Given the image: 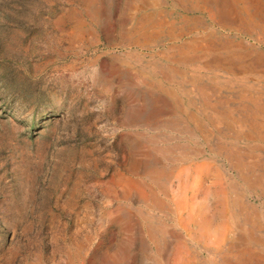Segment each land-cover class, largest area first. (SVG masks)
Returning <instances> with one entry per match:
<instances>
[{
  "label": "rangeland",
  "instance_id": "1",
  "mask_svg": "<svg viewBox=\"0 0 264 264\" xmlns=\"http://www.w3.org/2000/svg\"><path fill=\"white\" fill-rule=\"evenodd\" d=\"M149 1L184 35L140 0H0V264H264L238 259H264V74L197 72L191 28L264 38Z\"/></svg>",
  "mask_w": 264,
  "mask_h": 264
},
{
  "label": "bare ground",
  "instance_id": "2",
  "mask_svg": "<svg viewBox=\"0 0 264 264\" xmlns=\"http://www.w3.org/2000/svg\"><path fill=\"white\" fill-rule=\"evenodd\" d=\"M146 6H149L154 9V12L151 15L146 16V18L150 20H157L160 24V26H167V29H163L162 31H158L157 33L162 36H167L172 40H175L179 36H183L184 32L179 31L178 34L176 33L175 29L173 27L169 26V24L166 22L167 20L164 19L162 15V10L160 7L163 5L162 2H160L158 5L153 4L149 0H140ZM175 3H178L180 5H183L186 9H188V6L191 7V5H200L202 7H208L209 5L212 6L213 4L216 5L218 15H220V22L219 24H222L226 26V29L228 27L247 31V34H251V31L254 30V27H257L260 29L259 38H264V0H174ZM243 3L248 8L241 7V4ZM243 6V5H242ZM196 7V6H194ZM184 9V8H183ZM190 10V9H189ZM207 10V9H206ZM216 10V9H215ZM209 12V10H208ZM206 13V12H205ZM187 14V13H186ZM145 15V14H144ZM218 18V17H217ZM256 19L258 21H256ZM189 20V19H188ZM195 20V19H193ZM192 21V20H191ZM196 21V20H195ZM215 21V20H214ZM147 22V21H146ZM153 22V21H151ZM201 22V21H200ZM202 23V22H201ZM149 26V25H147ZM203 26V25H202ZM223 26V27H224ZM254 26V27H253ZM199 28V27H198ZM206 28V27H205ZM207 29V28H206ZM210 29V28H209ZM156 31V30H155ZM155 31H151L154 32ZM204 31V30H203ZM212 31V30H210ZM223 31V30H222ZM227 32V31H226ZM188 33V32H187ZM186 33V34H187ZM243 33V32H242ZM191 34L195 35L196 38L193 42H191V50L194 51V54L191 55V62L201 61L200 65L197 67V72L201 71L202 69H208L211 70V72L216 71H222L225 73V75H229L230 77L226 79V83L231 86L234 84L235 79L231 76L235 75H242L240 78L241 82L246 81L250 76L249 74H252L254 72H257V67H261L262 73L264 74V56L262 54H256L254 55L252 52H249L248 49L249 46H244L242 43H232V42H226L222 44L215 43H207L205 42L208 38L209 34H207L206 31L202 33L195 32L194 28H191ZM153 35V34H152ZM188 35V34H187ZM142 36V35H141ZM156 37V36H155ZM258 38V39H259ZM193 40V39H191ZM258 41V40H257ZM225 42V41H224ZM264 42V41H263ZM260 45V43H259ZM178 51L181 53L180 55H184V52L181 50V48H178ZM260 52V51H259ZM257 53V52H256ZM261 53V52H260ZM255 56V57H254ZM254 57V58H253ZM190 58V57H189ZM252 58V59H251ZM184 60V59H183ZM199 60V61H198ZM195 65V64H194ZM260 68V69H261ZM195 70V69H194ZM196 72V71H195ZM260 73V74H262ZM259 74V73H258ZM257 76V75H256ZM264 77V75H263ZM262 82H264L262 80ZM264 89V88H263ZM238 90V89H237ZM246 90V89H245ZM255 90V89H254ZM230 92V91H228ZM234 92V91H233ZM243 93V92H242ZM261 95V94H260ZM247 98L246 95L243 96V99ZM220 99V98H219ZM260 99V98H259ZM242 100V99H241ZM261 101V100H260ZM223 102V101H222ZM230 103V100H228ZM253 103V106L256 108L257 105L255 101L251 100ZM237 103V102H236ZM221 104V103H220ZM226 106V103L224 104ZM211 107V106H210ZM250 107V106H249ZM264 107V106H263ZM234 110V109H233ZM218 112V111H217ZM234 111H228L226 114L227 116L231 117L233 116ZM257 112L253 109H249L246 118H247V125L250 127L255 125L254 119L257 118ZM224 116V115H223ZM259 117V116H258ZM212 118V117H211ZM197 120V119H196ZM255 122V123H254ZM263 122V121H262ZM196 123V122H195ZM238 123V122H237ZM261 123V122H260ZM236 124V123H235ZM239 125V124H238ZM256 126V125H255ZM254 126V127H255ZM259 126V125H258ZM220 127V126H219ZM225 127V126H224ZM240 128V127H239ZM198 129V128H197ZM259 130L262 129L261 124L260 127H258ZM238 131V130H237ZM236 131V132H237ZM251 131V130H250ZM259 132V131H258ZM232 133V132H231ZM251 133V132H250ZM233 135V134H232ZM242 136V135H241ZM245 136V135H244ZM249 136V135H248ZM262 136V135H261ZM252 137V136H251ZM220 138V137H219ZM244 138V137H243ZM256 138V137H255ZM228 139V138H227ZM234 139V138H233ZM247 140V139H246ZM254 140V139H253ZM240 141V140H239ZM248 141V140H247ZM250 141V140H249ZM258 141V140H257ZM230 142V141H229ZM227 145V144H226ZM262 145V144H261ZM231 147V146H230ZM225 148V147H224ZM247 148V147H246ZM255 147L253 146V149ZM258 149V147H257ZM262 149V148H261ZM223 150V149H222ZM232 150V149H231ZM222 152V151H221ZM220 152V153H221ZM228 152V151H227ZM235 153V151L233 152ZM259 153V152H258ZM237 154V153H236ZM239 154H241L239 152ZM257 154V153H256ZM233 155V154H232ZM224 156V155H223ZM226 156V155H225ZM251 156V155H250ZM227 157V156H226ZM224 157V158H226ZM254 157V155H252ZM238 158V157H237ZM228 160V159H227ZM234 161V160H233ZM240 161V160H239ZM238 161V162H239ZM227 162V161H226ZM236 162V161H235ZM264 162V161H263ZM231 163V162H229ZM245 163V162H244ZM243 163V164H244ZM235 164V163H234ZM242 164V163H241ZM242 164V165H243ZM256 166V165H254ZM239 167V166H238ZM253 167V166H252ZM260 168V167H259ZM258 169V168H255ZM238 170V169H237ZM244 170V169H243ZM263 170V169H262ZM245 171V170H244ZM240 173V172H239ZM241 176V175H240ZM244 177V176H243ZM263 177V176H262ZM264 178V177H263ZM263 182V181H262ZM250 185V184H249ZM254 186V185H253ZM256 187V186H255ZM261 188V186H260ZM262 189V188H261ZM254 190V189H253ZM261 194V193H260ZM262 196V195H261ZM244 210V209H243ZM244 212V211H243ZM243 219L247 220V215ZM239 222V221H237ZM257 224V223H256ZM261 229H264V227L260 226ZM249 228V226H248ZM263 232V231H262ZM246 235H251L249 232L245 233ZM240 236V235H239ZM244 239V238H243ZM247 239V238H246ZM251 239L264 246V238H252ZM245 240V239H244ZM233 244V243H230ZM257 247V246H256ZM258 250V249H257ZM260 250V249H259ZM226 256V255H225ZM181 257V256H180ZM225 258V257H224ZM246 259V260H255L257 262H260L263 259V257L257 253L256 250H252L251 248H245L243 251H241L240 254H238V259ZM225 260V259H224ZM245 261V260H244ZM241 262V261H240ZM243 262V261H242ZM245 263V262H244ZM227 264V263H226ZM234 264V263H233Z\"/></svg>",
  "mask_w": 264,
  "mask_h": 264
}]
</instances>
